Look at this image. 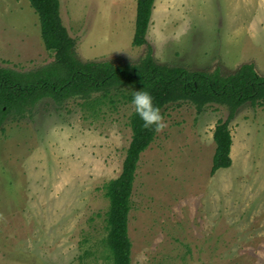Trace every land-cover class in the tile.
I'll return each instance as SVG.
<instances>
[{"label":"rangeland","instance_id":"1","mask_svg":"<svg viewBox=\"0 0 264 264\" xmlns=\"http://www.w3.org/2000/svg\"><path fill=\"white\" fill-rule=\"evenodd\" d=\"M82 62L157 63L224 76L254 64L264 76V0H155L147 44L133 46L137 0H59ZM54 61L29 0H0V66ZM130 102H39L0 131V264H113L106 185L132 139ZM166 127L140 156L128 228L131 264H264V106L229 127L232 165L211 174L225 106L168 105Z\"/></svg>","mask_w":264,"mask_h":264},{"label":"trees","instance_id":"2","mask_svg":"<svg viewBox=\"0 0 264 264\" xmlns=\"http://www.w3.org/2000/svg\"><path fill=\"white\" fill-rule=\"evenodd\" d=\"M38 15L41 36L54 61L30 71L0 66V131L8 119H31L36 105L51 99L62 105L74 98L84 99L89 107L130 102L134 91L146 90L160 112L171 104L190 103L197 113L207 105L228 109L225 121L219 120L213 138L216 149L211 174L231 167L232 134L230 123L243 105L264 106V76L254 64H244L235 73L224 76L213 72L192 71L182 66L156 62L150 47L137 63L116 65L111 61H80L75 54L76 40L63 23L59 0H29ZM155 0H137L133 46L147 44ZM132 114V139L127 149L121 175L106 185L110 206L106 213V245L113 264H131V240L128 220L136 170L141 154L148 149L157 133L146 130Z\"/></svg>","mask_w":264,"mask_h":264},{"label":"clouds","instance_id":"3","mask_svg":"<svg viewBox=\"0 0 264 264\" xmlns=\"http://www.w3.org/2000/svg\"><path fill=\"white\" fill-rule=\"evenodd\" d=\"M130 104L144 129L159 133L166 127L164 117L159 107L153 103V97L148 91L142 89L134 91Z\"/></svg>","mask_w":264,"mask_h":264}]
</instances>
